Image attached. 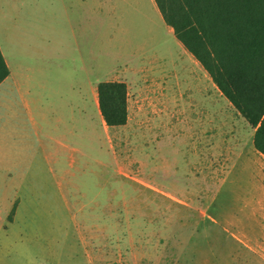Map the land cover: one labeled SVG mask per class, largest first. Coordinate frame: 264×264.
<instances>
[{"label": "rangeland", "instance_id": "1", "mask_svg": "<svg viewBox=\"0 0 264 264\" xmlns=\"http://www.w3.org/2000/svg\"><path fill=\"white\" fill-rule=\"evenodd\" d=\"M86 9L96 12L90 41L103 78L85 68L93 53L84 41L72 50L65 39L63 53L53 43ZM2 11L6 58L30 75L48 112L70 113L88 80L111 72L127 79L130 119L112 129V153L93 152L102 164L67 167L65 182L87 187H24L12 180V108L0 113L1 264H264L254 129L154 0H2Z\"/></svg>", "mask_w": 264, "mask_h": 264}, {"label": "crops", "instance_id": "2", "mask_svg": "<svg viewBox=\"0 0 264 264\" xmlns=\"http://www.w3.org/2000/svg\"><path fill=\"white\" fill-rule=\"evenodd\" d=\"M0 2V11H2V0ZM79 3L81 6L82 0H79ZM67 7L70 11L72 10L70 2ZM86 10L88 13L86 14L85 11L83 20L78 10V16L76 20H73V26L68 24L70 37L64 33L63 27H61L62 29L57 30V35L54 37L57 41L53 43H58L57 48L58 50L60 48L61 52L65 39L72 44V50L77 47L79 49L84 41V53L86 55L93 53L92 60L91 56H87L90 59V65L85 64V68L89 73H94L96 78L97 76L103 78L102 70H98L99 75L97 73L96 42L95 40L94 42L90 41V35L95 34L96 12L95 9ZM57 23L60 22L57 21ZM0 39H4L5 42L1 24ZM5 49L9 48L5 47ZM5 49L0 41V51L9 70L8 75L0 82V113H4L7 108H12V114L9 117V120L12 119V135L8 137L12 141L11 159L12 172H14L12 180L19 179V186L24 187H63L67 184L69 186H86L87 182L85 181L78 185L65 182L64 172L67 167L84 171L92 159L93 162L101 163L102 161L93 152L105 153L107 150L112 153V129L126 126L130 119V104L127 95L126 124L121 126L106 125L98 106L97 85L102 81L126 83L127 79L111 77V72L106 73L105 79L102 81L89 79L88 83L84 85L89 94H79V104L75 105L70 113L68 111L63 113L60 109H50L48 112L49 103L43 99V95L36 91L33 92L30 75L24 72L20 63L12 62L10 65L5 55ZM138 72L135 71L136 74ZM84 86L78 84L77 91L84 89ZM88 103L91 104L90 107ZM105 185H107L106 182L99 181L96 186ZM17 201L15 200V203ZM7 218L12 219V207Z\"/></svg>", "mask_w": 264, "mask_h": 264}, {"label": "trees", "instance_id": "3", "mask_svg": "<svg viewBox=\"0 0 264 264\" xmlns=\"http://www.w3.org/2000/svg\"><path fill=\"white\" fill-rule=\"evenodd\" d=\"M154 1L175 37L254 129L253 146L264 156V0ZM8 73L0 51V82ZM97 92L106 125L126 124V83L102 81Z\"/></svg>", "mask_w": 264, "mask_h": 264}]
</instances>
